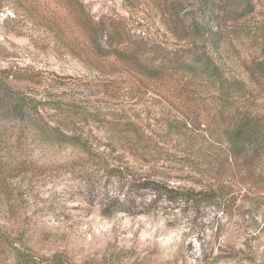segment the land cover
I'll list each match as a JSON object with an SVG mask.
<instances>
[{"label": "rangeland", "instance_id": "obj_1", "mask_svg": "<svg viewBox=\"0 0 264 264\" xmlns=\"http://www.w3.org/2000/svg\"><path fill=\"white\" fill-rule=\"evenodd\" d=\"M176 1L0 0V78L41 114L20 120L0 106V264H16L14 247L63 264H264V153L235 158L230 143L243 120L264 118V0L232 3L223 25L226 93L178 68L199 43L179 36L206 22L201 0H186L178 35ZM90 18L127 43L148 40L141 62L99 53ZM141 63L162 71L151 77ZM39 118L134 172L214 188L222 208L162 203L106 217L117 182L84 149L42 133Z\"/></svg>", "mask_w": 264, "mask_h": 264}, {"label": "trees", "instance_id": "obj_2", "mask_svg": "<svg viewBox=\"0 0 264 264\" xmlns=\"http://www.w3.org/2000/svg\"><path fill=\"white\" fill-rule=\"evenodd\" d=\"M236 1L201 0L197 10L202 13L201 18L205 19L206 25L199 22L194 23L184 30L186 36H179L181 41L194 37L192 39L193 47L194 44L199 43L198 48L189 50L193 53L190 60L177 61L178 68L186 72H196L197 70L205 72L214 81L220 83L225 93L228 91V87L223 83V68L216 62L215 57L225 41L223 25L226 24L227 18L234 17L236 14V9L232 7V3ZM185 2L186 0H178L170 5L173 11V25L178 35H180L178 32L180 24L184 25L182 19L184 10L181 5ZM87 27L91 44L99 53L141 62V58L145 54L144 49L149 44L145 38L138 42L127 43L124 38H121L123 34L116 27L109 30L102 21H95L93 18L88 20ZM140 65L151 77H157L159 71H162L160 66L143 63ZM0 106L4 107L9 115L20 120L41 117L37 108V100L2 78H0ZM36 123H39L42 133H47L50 138L84 149L85 153L94 159L95 163H98L96 165L105 171L106 176H109L111 180L114 178V181L117 182L118 193L112 196L107 194L102 203V213L106 217L131 211H136L135 214H138V211L144 207L150 211L158 208L162 203H167V207L173 209L191 206L194 212L199 211L202 206L222 208L223 194L214 188L200 190L183 188L173 185L165 178L139 174L114 162L107 157L108 155L100 154L86 140L65 135L52 127L46 128L41 118L36 119ZM230 143L235 158L260 156L264 153V118L243 120L232 132ZM7 242L8 238L0 233V248L2 249ZM13 250L16 264H63L60 260H45L29 256L16 247Z\"/></svg>", "mask_w": 264, "mask_h": 264}]
</instances>
